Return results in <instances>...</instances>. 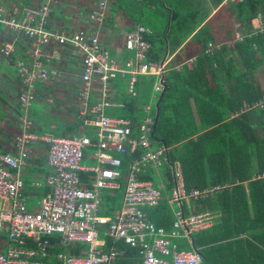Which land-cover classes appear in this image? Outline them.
<instances>
[{
  "label": "trees",
  "instance_id": "16d2710c",
  "mask_svg": "<svg viewBox=\"0 0 264 264\" xmlns=\"http://www.w3.org/2000/svg\"><path fill=\"white\" fill-rule=\"evenodd\" d=\"M209 1L214 12L202 0H126L128 8L136 11L134 22L148 29L143 33L149 43L145 60L164 65V87L153 90L158 76L141 73L132 95L127 92L130 75L117 72L119 77L111 80L112 100L119 94L125 96L121 107L109 114L129 119L132 135L137 136L147 106L145 101L139 104V97L146 88L155 93L150 141L166 146L168 160L162 166L161 185L146 172L140 175L152 179L161 193L157 205L143 208L146 218L170 230L174 213L167 196L173 183L172 166L179 163L187 190L212 189L206 196L192 199L189 209L184 205L186 212L214 215L210 227L191 233L192 246L203 263L264 264V107L257 104L264 95V76L258 79L256 75H264V0ZM155 16L160 17L159 26L151 22ZM91 24L95 31L96 25ZM236 31L242 39L233 43ZM209 41L224 44L208 54L204 50ZM193 56L195 60L189 61ZM118 79H123L121 84ZM6 99L0 94V102ZM72 107L74 113L78 103ZM13 109L17 115L22 113L18 98ZM90 117H79L68 125L70 134L83 132L90 138L84 149L86 162L95 159L97 147L95 127L84 123ZM143 152L138 146L133 152L116 154L122 162L120 189L104 192L101 205L105 214L121 208L129 165ZM80 175L89 185L93 173ZM2 238L0 235V244ZM50 239L58 240V236ZM109 243L110 247L111 240ZM114 246L127 253L132 250L123 242ZM83 248L85 244L69 242L53 249L78 254Z\"/></svg>",
  "mask_w": 264,
  "mask_h": 264
},
{
  "label": "built area",
  "instance_id": "2783aa9c",
  "mask_svg": "<svg viewBox=\"0 0 264 264\" xmlns=\"http://www.w3.org/2000/svg\"><path fill=\"white\" fill-rule=\"evenodd\" d=\"M92 1L87 18L96 25L95 31L85 27L71 32L49 28L54 0H42L40 4L26 7L21 15H5L0 8V24L8 33V39L0 43V56L10 58L20 39L25 40L28 53L27 58L15 62L22 87L17 95L22 112L19 131L12 137V151L0 152V235L3 236L0 264H114L118 255L114 244L119 241L138 250L141 264H204L196 249H178L171 238L184 235L191 242L192 232L210 225L206 212H186L184 205L189 209L192 199L204 197L212 189L187 190L182 167L176 163L172 166L173 183L168 195L174 213L171 229L166 231L146 218L143 208L157 205L161 193L140 175L148 167L157 168L166 163L167 148L164 144L151 143L152 118L145 119L139 125V134L133 136L129 119L105 113L107 107L114 105L111 80L117 72L129 73L127 92L132 95L136 94L137 76L148 72L158 76L154 90L162 91L164 65L145 60L149 43L143 33L148 29L138 24L124 36V46L134 51L136 63L127 60L122 67L110 56L98 35L109 0ZM241 39L242 35L236 31L232 42ZM53 44L71 47L81 55L75 99L78 116L90 115L84 122L96 129L95 165L83 162L84 149L90 144V138L83 132L54 136L33 131L34 122L28 111L36 100V83L55 80L60 74L58 68L43 63L45 49ZM223 44L209 41L204 51L211 54ZM194 60V56L189 59ZM257 104L264 107V95ZM35 141L47 146L46 161L50 171L42 181L32 182L34 186L44 185L47 191L39 196L34 207H29L24 194L23 171L28 163L29 144ZM138 146L144 152L129 165L121 208L111 216L102 214V191L120 186L121 158L109 151L125 154ZM81 172L93 173L89 185L83 183ZM100 233L111 240L112 245L107 250L101 247ZM52 236H58V240L52 241ZM69 242L85 244V248L78 254L68 249H53ZM45 257L50 260H44Z\"/></svg>",
  "mask_w": 264,
  "mask_h": 264
},
{
  "label": "crops",
  "instance_id": "0c3cea01",
  "mask_svg": "<svg viewBox=\"0 0 264 264\" xmlns=\"http://www.w3.org/2000/svg\"><path fill=\"white\" fill-rule=\"evenodd\" d=\"M41 1L42 0H0V8L2 9V14L21 15L24 12V9L26 7L40 4ZM137 1H140V0H137ZM202 2L203 4H206L207 6L212 8L209 0H202ZM223 2H226V0H223ZM92 4H93L92 0H54V2L51 5V12H50L49 21H48L49 22L48 27L51 29H58L61 31H66V32L75 31L78 28H82V27L91 29L92 24L90 20L87 18V13L91 9ZM144 6L145 5H143V7L142 8L140 7V8L143 10ZM148 9H149V6H148ZM214 11H215V8H212V12ZM135 14H136V11L134 9L130 7L128 8L126 0H111L109 8L107 10V19L102 25L99 26L98 35H99L102 45L108 49L110 56L113 59H115L122 67H124V63L127 60H131L133 63H136L134 51L127 50L124 47L125 33L135 28L136 25L142 24L139 22L138 23L134 22ZM159 21H160V17L155 16L153 17L151 22L152 24L159 26L158 25ZM1 25L2 24H0V43L8 39L7 28L4 25L2 26ZM235 27H237V25ZM24 42L25 40L20 39L19 41L15 43V50L11 56V58L13 59L12 61H11V58L0 56V67L3 68L2 70L0 68L1 70L0 71V94H3L5 96V99L6 98L8 99V100L6 99L7 102H0V112L2 113L0 115V152L12 151L13 149L12 137L19 131V119L22 113H20L19 115L15 113L13 109V103L17 102V95L22 87H21V81L17 75L15 62L19 58L28 57L27 47L25 46ZM80 56H81L80 53L76 52L71 47L57 46L54 44L49 45L44 51L43 63L47 67H56L60 70L59 76L54 81L55 84L53 83L55 86L53 90L62 91V95H64L66 99L68 98V96H66L67 95L66 93L69 90H70L69 93H71L72 90L76 91V88H77V82H78L79 75L81 72V57ZM12 68L14 71L13 75L12 73H10V70L12 71ZM149 73L154 74L153 72H149ZM126 75L128 76L129 73L126 72ZM119 76H123V75L120 74ZM119 76H116V77H119ZM263 76L264 75L261 74V77H258V79H262ZM117 81L119 84H121L123 79H118ZM124 81H125V78H124ZM49 84H52V83H49V81H45L42 83H39V82L36 83V87H37L36 88L37 90L36 99L37 98L38 99L35 100L33 103H36L37 101H42L43 95L49 92L48 91ZM117 93H119V91ZM153 95L151 94V97ZM124 96L125 95L123 94L117 95L115 97V100L113 99L114 105H112L111 107H107L105 109V113L108 115H112L109 113L112 112L113 109L121 107L122 105L121 103L123 101ZM40 97L41 99H39ZM72 99L76 101L75 97ZM42 102H43L42 111H44L46 108L45 103H44L45 101L43 100ZM150 106L148 104L147 106L144 107L146 114L143 117L144 118L143 120L147 119L148 117L152 118L153 120V116L150 111L151 110ZM71 108H74V107H72V104L70 103L69 105H64L62 107V110L59 104H57L55 108L50 109L51 113L54 114V118L56 120L60 119L61 121L59 122L60 123L59 128H55L53 127L54 125H52L53 123L52 124L49 123L50 126L52 125V128L49 132L43 130L41 126L42 121H36V119L34 121L30 117L36 123V127L33 128V131L36 132L37 134L46 133V134L54 135V136H70L73 134H80L81 132L80 133L74 132L71 134L69 132L68 125L75 122V120L79 118L78 109H75L74 114H72V112L70 111ZM147 112L150 115H148ZM30 113L32 114L31 107L29 108V111H28L29 116H30ZM85 120L87 121L89 119H85ZM88 125H91V124L88 123ZM55 129H57V131H55ZM95 132H96V129H95ZM41 142L42 141H35L29 144L28 163L23 171V174H24L25 170H28V171L34 170L35 172V173L33 172L35 174L34 177L37 178V179L33 178V180H31L30 182L29 181H27L26 183L24 182L26 187L38 188V189H35L36 190L35 192L34 191L29 192L28 195L31 196V198L35 196L36 200L34 202H31L33 205H31L30 203L28 205L29 198H27V192L25 191V185H24V194L26 196L27 205L29 207H34L41 193L47 190V188L44 185H41V186L32 185V182L34 180L42 181L44 176L50 171V168L47 165V161H46L47 146L45 144H42ZM109 152H111L113 155L117 154V152L113 150H110ZM83 162L88 165H95L96 159H93V161H87V162L83 161ZM162 166L163 164L157 168L148 167L145 171L146 173L143 172L142 174L144 173L149 174L152 177H155V179L157 178L155 183L161 185L162 178H163ZM146 180L151 181L152 184L154 185L152 179H146ZM118 189H120V186L115 190H118ZM106 191H114V190L104 189L102 191V197H103L104 192ZM104 210H105V207L102 208V205H101L100 212L104 215H108L103 212ZM206 213L209 219L211 220V223L208 226L210 227L214 221V215L209 212H206ZM111 215L113 214H110L108 216H111ZM109 240L110 238L108 236H105L103 233H100L99 241L102 244L101 245L102 249L107 250V248L110 245ZM171 241L177 244L178 249H181V250H194L195 249L192 246V243L184 235L172 237ZM119 242H122V241H119ZM124 245L126 246L128 244L124 243ZM130 248H132V250L130 249L131 250L130 253H127L124 249H121V250L118 249V255L114 261V264L116 262L119 264H141L142 257L139 254L138 250L133 247H130Z\"/></svg>",
  "mask_w": 264,
  "mask_h": 264
},
{
  "label": "rangeland",
  "instance_id": "374dc122",
  "mask_svg": "<svg viewBox=\"0 0 264 264\" xmlns=\"http://www.w3.org/2000/svg\"><path fill=\"white\" fill-rule=\"evenodd\" d=\"M2 26V25H1ZM239 32V31H238ZM76 50V49H75ZM76 52H78V50H76ZM2 63H4V62H2ZM164 67V66H163ZM1 68V67H0ZM3 68H1V70H2ZM0 70V71H1ZM14 71H13V68H12V71L10 70V73H12V75L14 74L13 73ZM262 73V72H261ZM261 73L260 72H258L256 75H257V77H261ZM54 81L55 80H50L49 81V83H52V84H49L48 86V93L46 94L45 93V95H43V99H42V101L44 100L45 102V106H46V108H45V110L44 111H42L43 110V108H42V105H43V102L42 101H37L36 103H33L32 104V106H31V112H32V114L30 113V116H32L33 118H35V119H37V120H39V121H42L41 123V126H42V128H43V130L44 131H47V132H49L50 130H51V128H52V125H54L53 127H55V128H59L60 127V119H58V120H56L55 118H54V114H52L51 113V108H55L56 107V105L57 104H59L60 106H61V110H62V107L64 106V105H69L70 103L72 104V103H74L75 101H74V99H72V98H74L75 97V95H76V91L75 90H72L71 91V93H69V91L66 93L67 95L66 96H68V98L66 99L65 98V96L64 95H62V91H57V90H53V88L55 87L54 86ZM54 83V84H53ZM74 83V82H73ZM123 89H125V87H123ZM147 90H148V88H146ZM147 90H144V91H142V95L139 97V104H143V102L145 101L146 102V105H153L154 103H155V93H154V95H153V93H152V98H151V93H148L149 91H147ZM72 94H73V96H72ZM38 99V98H37ZM36 99V100H37ZM39 99H41V97L39 98ZM12 100V99H11ZM48 100V101H47ZM151 107L152 106H150V109H151ZM65 110V109H64ZM49 111H50V113H49ZM144 111V110H143ZM72 112V111H71ZM2 113L0 112V115H1ZM72 114H74L73 112H72ZM146 114V113H145ZM147 114H148V112H147ZM148 115H150V114H148ZM142 116H143V112H142ZM49 123H53L51 126H50V124ZM55 131H57V129H55ZM57 134V133H56ZM42 144H44L43 142H41ZM34 172V170H31V171H28V170H25V172H24V174H23V179H24V182L26 183L27 181H31V180H33V178H36V177H34L35 176V172ZM37 179V178H36ZM154 180L156 181L157 180V178L155 179V177H154ZM26 187V186H25ZM35 189H38V188H30V187H26L25 188V191L27 192V198H29L28 199V205H29V203L31 204V205H33L31 202H34L36 199H35V196H33L32 198H31V196H29L28 194H29V192L30 191H36Z\"/></svg>",
  "mask_w": 264,
  "mask_h": 264
},
{
  "label": "water",
  "instance_id": "95a60500",
  "mask_svg": "<svg viewBox=\"0 0 264 264\" xmlns=\"http://www.w3.org/2000/svg\"><path fill=\"white\" fill-rule=\"evenodd\" d=\"M157 105V104H156Z\"/></svg>",
  "mask_w": 264,
  "mask_h": 264
}]
</instances>
